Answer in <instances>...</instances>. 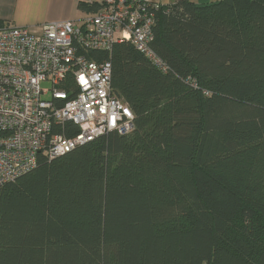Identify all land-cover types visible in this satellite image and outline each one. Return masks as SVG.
<instances>
[{
    "label": "trees",
    "instance_id": "trees-1",
    "mask_svg": "<svg viewBox=\"0 0 264 264\" xmlns=\"http://www.w3.org/2000/svg\"><path fill=\"white\" fill-rule=\"evenodd\" d=\"M152 33L166 72L91 53L133 131L0 188V264H264V0L159 4Z\"/></svg>",
    "mask_w": 264,
    "mask_h": 264
},
{
    "label": "built area",
    "instance_id": "built-area-1",
    "mask_svg": "<svg viewBox=\"0 0 264 264\" xmlns=\"http://www.w3.org/2000/svg\"><path fill=\"white\" fill-rule=\"evenodd\" d=\"M96 6L81 21L0 28V188L33 170L39 154L53 160L133 131V113L111 87L110 62L98 63L91 53L109 56L115 44L129 42L168 70L150 48L159 4L99 0Z\"/></svg>",
    "mask_w": 264,
    "mask_h": 264
},
{
    "label": "crops",
    "instance_id": "crops-1",
    "mask_svg": "<svg viewBox=\"0 0 264 264\" xmlns=\"http://www.w3.org/2000/svg\"><path fill=\"white\" fill-rule=\"evenodd\" d=\"M98 1L99 0H0V21L4 25L37 30L39 26L45 23L81 21L94 12L79 9V4L94 6ZM150 1L161 5H167L173 3L175 0ZM190 1L197 2L198 0Z\"/></svg>",
    "mask_w": 264,
    "mask_h": 264
},
{
    "label": "rangeland",
    "instance_id": "rangeland-1",
    "mask_svg": "<svg viewBox=\"0 0 264 264\" xmlns=\"http://www.w3.org/2000/svg\"><path fill=\"white\" fill-rule=\"evenodd\" d=\"M208 1L212 2V1H215V0H208ZM43 87H46V86L44 85Z\"/></svg>",
    "mask_w": 264,
    "mask_h": 264
}]
</instances>
